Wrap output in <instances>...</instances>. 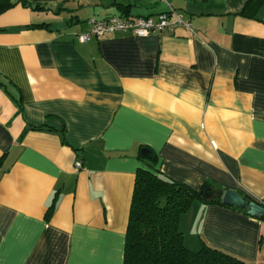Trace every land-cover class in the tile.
<instances>
[{
	"label": "crops",
	"instance_id": "obj_1",
	"mask_svg": "<svg viewBox=\"0 0 264 264\" xmlns=\"http://www.w3.org/2000/svg\"><path fill=\"white\" fill-rule=\"evenodd\" d=\"M16 1L0 0V264H122L138 168L264 205V0ZM167 4L192 30L77 38ZM179 229L264 262V220L243 211L194 201Z\"/></svg>",
	"mask_w": 264,
	"mask_h": 264
},
{
	"label": "trees",
	"instance_id": "obj_2",
	"mask_svg": "<svg viewBox=\"0 0 264 264\" xmlns=\"http://www.w3.org/2000/svg\"><path fill=\"white\" fill-rule=\"evenodd\" d=\"M15 3L43 9V6L28 0H17L7 4V7ZM29 128L43 129L36 126ZM63 131L61 128L60 136L62 142H65ZM139 157L150 166L155 161L154 154L145 147L140 149ZM197 192L198 190L149 168H138L130 197L122 264H264L261 261H244L203 241L196 250H191L185 245L179 221L194 201H200L197 199ZM240 194L246 200H251L242 192ZM213 202L221 204L219 199L205 203ZM227 207L246 213L239 207ZM259 219L264 220V217Z\"/></svg>",
	"mask_w": 264,
	"mask_h": 264
},
{
	"label": "built area",
	"instance_id": "obj_3",
	"mask_svg": "<svg viewBox=\"0 0 264 264\" xmlns=\"http://www.w3.org/2000/svg\"><path fill=\"white\" fill-rule=\"evenodd\" d=\"M166 3V0H155ZM168 9L151 16H120L110 15L105 18L89 17L86 20L87 29L77 35L81 42L91 38H98L118 32H128L135 37H146L153 32L162 30L172 31L178 26L192 30L187 19L173 10L168 4ZM75 167H80V162H75Z\"/></svg>",
	"mask_w": 264,
	"mask_h": 264
},
{
	"label": "water",
	"instance_id": "obj_4",
	"mask_svg": "<svg viewBox=\"0 0 264 264\" xmlns=\"http://www.w3.org/2000/svg\"><path fill=\"white\" fill-rule=\"evenodd\" d=\"M143 151L144 150H141V152ZM197 199L202 202H210L219 199L222 205L242 208L245 210L246 214L256 218L264 217V205L254 200H246L239 191L234 189L205 186L198 190Z\"/></svg>",
	"mask_w": 264,
	"mask_h": 264
},
{
	"label": "rangeland",
	"instance_id": "obj_5",
	"mask_svg": "<svg viewBox=\"0 0 264 264\" xmlns=\"http://www.w3.org/2000/svg\"><path fill=\"white\" fill-rule=\"evenodd\" d=\"M56 21L58 22V19H56Z\"/></svg>",
	"mask_w": 264,
	"mask_h": 264
}]
</instances>
